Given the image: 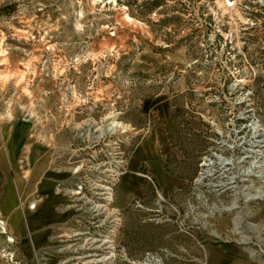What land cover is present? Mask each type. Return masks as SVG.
<instances>
[{"label": "rangeland", "instance_id": "rangeland-1", "mask_svg": "<svg viewBox=\"0 0 264 264\" xmlns=\"http://www.w3.org/2000/svg\"><path fill=\"white\" fill-rule=\"evenodd\" d=\"M0 117L64 212L0 264H264V0H0Z\"/></svg>", "mask_w": 264, "mask_h": 264}, {"label": "crops", "instance_id": "crops-1", "mask_svg": "<svg viewBox=\"0 0 264 264\" xmlns=\"http://www.w3.org/2000/svg\"><path fill=\"white\" fill-rule=\"evenodd\" d=\"M7 138L14 147L13 153L9 151ZM48 142L35 135L27 123L0 117V174L4 178L0 212L9 217L11 227L21 226L16 225L20 216L25 218L23 228L52 227L62 215V197L54 186L60 172L53 168L55 159ZM151 151L146 154L139 149V156L143 158L138 160L152 158L150 154L156 151ZM32 201L35 205L29 209L27 204ZM221 264H225L224 257Z\"/></svg>", "mask_w": 264, "mask_h": 264}, {"label": "bare ground", "instance_id": "bare-ground-1", "mask_svg": "<svg viewBox=\"0 0 264 264\" xmlns=\"http://www.w3.org/2000/svg\"><path fill=\"white\" fill-rule=\"evenodd\" d=\"M111 125L114 126V127H117V126H118V124H117L116 122L113 123V124H111ZM124 129H125V128H124ZM10 150H11V153H13V150H12L11 148H10ZM106 189H108V188H106ZM106 193H107V192H106ZM111 199H112V196H111V193L109 192L108 200H111ZM31 207H34V205L31 206ZM241 240H243V241H247V240H248V237L242 234V236H241Z\"/></svg>", "mask_w": 264, "mask_h": 264}]
</instances>
